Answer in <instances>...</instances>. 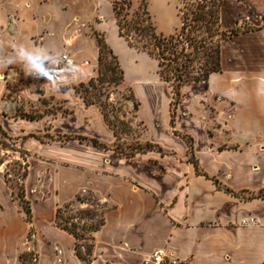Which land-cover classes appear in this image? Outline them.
<instances>
[{"label": "crops", "instance_id": "0c3cea01", "mask_svg": "<svg viewBox=\"0 0 264 264\" xmlns=\"http://www.w3.org/2000/svg\"><path fill=\"white\" fill-rule=\"evenodd\" d=\"M243 2L249 1L236 0ZM249 18L250 12H239L231 29ZM223 23L221 8L222 28ZM247 23L254 30L222 43V70L210 76L197 105L181 106L175 115L176 129L191 140L192 150L187 140L171 133L170 104L165 130L159 123L160 106H148V116L140 106L152 143L171 156L152 151L131 164L114 158L111 150L69 143L63 153L79 158L81 168L56 172L48 186L51 194L33 209L31 225L12 207L0 179V264H20V246L32 230L36 264H87L76 254L74 237L55 224L58 208L83 190L110 203L89 264H144L157 251L180 264H264V24ZM74 66L54 75H72V84L96 78L97 63ZM142 83L150 96L163 89L154 79ZM80 107L100 127L86 135L112 143L114 135L100 111ZM180 117L200 135L185 130ZM155 124L159 126L153 130ZM39 145L38 150L45 149Z\"/></svg>", "mask_w": 264, "mask_h": 264}, {"label": "rangeland", "instance_id": "374dc122", "mask_svg": "<svg viewBox=\"0 0 264 264\" xmlns=\"http://www.w3.org/2000/svg\"><path fill=\"white\" fill-rule=\"evenodd\" d=\"M248 1L239 4L236 0L225 1L222 7L225 30L233 27L234 18L239 12L242 16L250 12L251 16L249 21L242 19L239 27L253 28L247 22L259 21L261 23L256 26H263L264 18L261 15L264 12V0ZM200 2L202 0H0V41L4 42L7 52H11L16 43L25 42L33 47L54 50L61 59L58 69L97 63L95 70L98 75L97 38L102 37L124 71V80L120 85L105 86L102 91L100 88H90L86 92L89 82L72 84V75L53 74L48 79H33L19 62L0 66V179L10 204L26 223H33V209L51 194L48 186L56 172L81 168L76 163H80L79 158L63 153L65 146L72 142L92 145L90 139L93 137L86 133L93 131L96 134L100 130L99 126H93L92 118L84 116L80 106H94L100 111L106 128L113 135L114 130L118 131L120 140L115 135L110 144L98 140L114 153V158H123L133 164L141 154L127 159L120 151L127 154L132 149L145 148L146 144L152 143L150 128L139 115L140 106H144L146 116L150 114L148 106H160L159 123L165 130L166 106L170 104L171 115H177L181 106H195L204 88H207L205 83L184 84L178 95L173 86L159 76L158 61L148 53L130 47L120 36L114 5L117 4L124 13H128L129 19L148 17L156 34L169 38L180 33L184 14L195 11ZM149 79L163 86L154 96H150L142 83ZM63 84L67 85L59 89ZM81 84L85 87H80ZM78 88L79 92H76ZM66 96H71V99H66ZM86 99L93 100L94 104L88 106ZM208 114L213 115L209 110ZM30 117L35 120L28 119ZM182 120L183 117H180L185 130L190 129L200 135L199 131L189 128ZM176 122L175 118L172 135L183 137L189 142V150H192L191 140L176 129ZM158 126L155 124L153 130ZM208 133L212 134V127L208 128ZM40 143L45 148L42 151L35 147H40ZM56 146H60L61 150L56 149ZM159 147L161 151L156 148L154 152L162 157L172 155L167 149ZM2 193L0 190V200H4ZM68 204V212L74 216L73 222L78 224L80 232L84 223H87L88 228L93 222L82 212H96L98 216L95 221H98L101 208L110 206V203L88 190L81 191L72 201L59 208ZM28 208L31 213H27ZM82 216L84 218L81 219ZM82 234L87 238L82 244H95L88 239L96 240V233L85 230ZM34 235L36 232L30 231L20 246V255L25 254V260L20 259V264H36L37 238Z\"/></svg>", "mask_w": 264, "mask_h": 264}, {"label": "trees", "instance_id": "16d2710c", "mask_svg": "<svg viewBox=\"0 0 264 264\" xmlns=\"http://www.w3.org/2000/svg\"><path fill=\"white\" fill-rule=\"evenodd\" d=\"M224 1L202 0L195 11L184 14V23L180 33L169 38L158 36L148 17L129 19V14L124 13L117 4L114 5V16L120 36L128 42L130 47L142 50L156 59L159 63V76L164 82L170 83L179 95L184 84L206 83L212 74L221 72V46L224 41L254 30V28H241L239 26L224 30L221 26V8ZM97 43L99 47L98 75L88 83L87 88H85L86 92L90 88L93 90L100 88L102 91L105 86H118L124 80V71L117 56L114 55L102 37L97 38ZM80 87L85 86L81 84ZM76 92H79V88L76 89ZM86 104L90 106L94 102L86 99ZM105 116L107 120V115ZM28 119L35 120L32 117ZM174 119L175 113H172V124H174ZM118 134V131L114 130V135L120 140ZM81 139L88 140V138ZM90 140L94 146L107 149V146L99 140ZM156 148L161 151L158 145L148 143L145 148L132 149L127 154L120 151V154L125 155L127 159H133L138 154H146ZM118 150L119 147L116 151ZM69 208L70 204L58 209L55 224L74 237L77 256L89 264L94 258L95 244H82L83 240H87L82 232L86 230L90 233H97L104 225V215L109 208H101V218L98 221H95L98 216L96 212H82L83 215L88 216L93 221L88 228L87 223H84L82 232L78 230V224L73 222L75 218L68 212ZM29 212L28 208L27 213ZM88 240L95 242V238ZM20 259L25 260V254L20 255Z\"/></svg>", "mask_w": 264, "mask_h": 264}, {"label": "clouds", "instance_id": "9594fccd", "mask_svg": "<svg viewBox=\"0 0 264 264\" xmlns=\"http://www.w3.org/2000/svg\"><path fill=\"white\" fill-rule=\"evenodd\" d=\"M16 62L21 63L33 79H48L58 70L61 59L54 50L33 47L25 42L16 43L13 50L7 52L4 42L0 41V66Z\"/></svg>", "mask_w": 264, "mask_h": 264}, {"label": "built area", "instance_id": "2783aa9c", "mask_svg": "<svg viewBox=\"0 0 264 264\" xmlns=\"http://www.w3.org/2000/svg\"><path fill=\"white\" fill-rule=\"evenodd\" d=\"M69 64H71V61L67 60ZM254 222L255 220H251ZM247 221H244L243 224H246ZM144 264H180L176 260H172L162 251L155 252L150 259L145 260Z\"/></svg>", "mask_w": 264, "mask_h": 264}]
</instances>
